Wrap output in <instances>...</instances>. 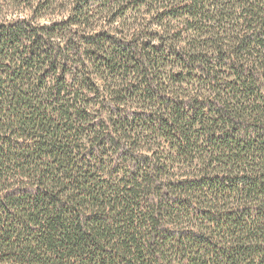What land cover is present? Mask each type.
Here are the masks:
<instances>
[{"label": "trees", "instance_id": "16d2710c", "mask_svg": "<svg viewBox=\"0 0 264 264\" xmlns=\"http://www.w3.org/2000/svg\"><path fill=\"white\" fill-rule=\"evenodd\" d=\"M0 264H264V0H0Z\"/></svg>", "mask_w": 264, "mask_h": 264}]
</instances>
